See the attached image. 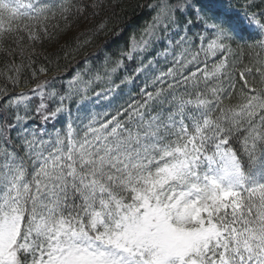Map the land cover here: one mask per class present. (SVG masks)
I'll return each mask as SVG.
<instances>
[{"label": "snow or ice", "instance_id": "snow-or-ice-1", "mask_svg": "<svg viewBox=\"0 0 264 264\" xmlns=\"http://www.w3.org/2000/svg\"><path fill=\"white\" fill-rule=\"evenodd\" d=\"M107 6L0 0V264H264V0H155L124 47L26 93Z\"/></svg>", "mask_w": 264, "mask_h": 264}, {"label": "trees", "instance_id": "trees-1", "mask_svg": "<svg viewBox=\"0 0 264 264\" xmlns=\"http://www.w3.org/2000/svg\"><path fill=\"white\" fill-rule=\"evenodd\" d=\"M83 3L90 4L91 0H82ZM233 2H238V0H233ZM242 2V0H239ZM258 2V0H257ZM149 3H155V0H107V8L105 12L109 17L108 27L105 29V33L101 34L98 38H95L91 44L87 47L80 50V52L75 55L73 59L72 56H69L67 59L64 58L63 52H60V59L58 63L54 62L49 64L42 56L34 57L35 63L32 70L36 72V78L32 79L31 71L29 70L26 75L28 77L29 83L27 85L22 83L24 90L33 87L34 84L44 76L51 77L49 79H55L57 86L65 83L70 78V73H73L79 65H81L85 55L93 56L100 55L98 51V46L104 47L107 46L106 50L108 51H117L119 48L124 47L128 39L134 33L139 35L140 30L144 26L145 22L151 19V11L148 9L147 5ZM256 10V9H253ZM89 12L92 9L88 10ZM115 12V16L112 13ZM104 16L98 17L97 20L103 19ZM83 29V24L79 27H73L68 30L66 33L61 34L58 37V40L53 41H43L42 43H37L35 45L37 53L39 52H54L60 49V46L65 43L67 40H71L72 44L76 43V35ZM85 39V37H81ZM6 58L3 55H0V69L3 68L4 60ZM203 59V56H201ZM211 62V61H210ZM128 64L129 71L135 66L132 61H126ZM45 66L49 69L46 74L40 73L39 69L41 66ZM123 71V70H122ZM20 89H17L19 91ZM139 91V82L137 85L131 86V92L129 95L135 96ZM139 99V97H136ZM125 100L128 99V96L124 97ZM73 108L75 105L73 104ZM96 111L106 110V102L102 101L101 105L96 107ZM31 123L39 124V120L32 121ZM59 127V125H57ZM238 148L239 145L237 144ZM246 161V158H245Z\"/></svg>", "mask_w": 264, "mask_h": 264}, {"label": "rangeland", "instance_id": "rangeland-1", "mask_svg": "<svg viewBox=\"0 0 264 264\" xmlns=\"http://www.w3.org/2000/svg\"><path fill=\"white\" fill-rule=\"evenodd\" d=\"M26 93H28V90L27 91H25ZM28 94H31V93H28Z\"/></svg>", "mask_w": 264, "mask_h": 264}]
</instances>
